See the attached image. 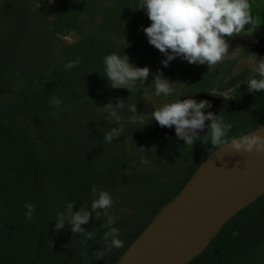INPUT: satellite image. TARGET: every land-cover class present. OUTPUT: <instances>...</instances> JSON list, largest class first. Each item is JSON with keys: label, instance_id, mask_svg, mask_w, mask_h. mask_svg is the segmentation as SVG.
<instances>
[{"label": "trees", "instance_id": "1", "mask_svg": "<svg viewBox=\"0 0 264 264\" xmlns=\"http://www.w3.org/2000/svg\"><path fill=\"white\" fill-rule=\"evenodd\" d=\"M1 1L0 264H115L200 162L264 122V71L242 83L188 46L221 20L264 36V0ZM159 89L232 96L151 150L136 115ZM187 264H264V194Z\"/></svg>", "mask_w": 264, "mask_h": 264}, {"label": "water", "instance_id": "2", "mask_svg": "<svg viewBox=\"0 0 264 264\" xmlns=\"http://www.w3.org/2000/svg\"><path fill=\"white\" fill-rule=\"evenodd\" d=\"M264 194V122L214 149L115 264H187Z\"/></svg>", "mask_w": 264, "mask_h": 264}, {"label": "rangeland", "instance_id": "3", "mask_svg": "<svg viewBox=\"0 0 264 264\" xmlns=\"http://www.w3.org/2000/svg\"><path fill=\"white\" fill-rule=\"evenodd\" d=\"M1 3L3 4L4 0ZM217 16L222 14L218 12ZM238 22L235 20L233 24ZM3 27L7 28L8 24L3 23ZM74 37V34L59 37L58 42H71ZM188 46L197 51L204 49L212 52L215 56L213 65L225 60H234L232 75L244 70L247 73L242 83L249 81L257 71H264V36L256 31H236L224 20L217 22L213 33L203 35L197 42L192 41ZM44 53L51 56L48 47L44 49ZM228 92L221 97H228L230 91ZM221 97L202 93L165 101L162 99L164 95L161 96V89L153 93L148 90L143 91L136 118L141 124L144 145L153 150L167 137L179 134H202L210 118L219 109ZM194 101H204L208 103V108L191 111L180 107Z\"/></svg>", "mask_w": 264, "mask_h": 264}, {"label": "flooded vegetation", "instance_id": "4", "mask_svg": "<svg viewBox=\"0 0 264 264\" xmlns=\"http://www.w3.org/2000/svg\"><path fill=\"white\" fill-rule=\"evenodd\" d=\"M51 2V1H50ZM228 91H230V94L228 95V97H226V98H224V97H221L222 95H219V94H216L217 96H220L221 98V103H220V106H219V109L217 110V112L220 110V108L222 107V105L224 104V102H231V100L230 101H227V99H229L232 95H231V90H228ZM228 91H226V92H224V93H222L223 95L225 94V93H229ZM193 96V95H192ZM182 98V97H181ZM181 108H183V109H189V110H191V111H194V110H203V109H206V108H208V103H206V102H204V101H194V102H192V103H188V105H182V106H180ZM217 112L214 114V115H216L217 114ZM213 115V116H214ZM211 119V118H210ZM209 122H210V120H209ZM209 122H208V126H209ZM207 126V127H208ZM207 129V128H206ZM205 131V130H204ZM181 135H190V136H199L200 134H196V135H191V134H179V135H177V136H181ZM173 137V136H172Z\"/></svg>", "mask_w": 264, "mask_h": 264}]
</instances>
